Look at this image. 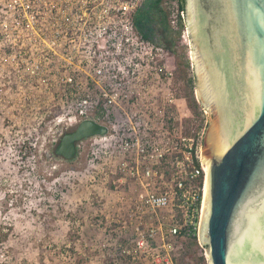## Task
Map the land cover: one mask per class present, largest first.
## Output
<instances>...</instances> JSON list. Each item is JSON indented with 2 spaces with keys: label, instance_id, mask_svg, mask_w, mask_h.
Wrapping results in <instances>:
<instances>
[{
  "label": "built area",
  "instance_id": "built-area-1",
  "mask_svg": "<svg viewBox=\"0 0 264 264\" xmlns=\"http://www.w3.org/2000/svg\"><path fill=\"white\" fill-rule=\"evenodd\" d=\"M147 1L0 0L1 60L16 68L65 72L69 89L61 98L75 104L67 112L70 125L94 120L107 128L105 135L86 139L107 150L117 176L114 192L130 203L114 210L109 222L125 234L132 231L133 240L124 242H136L151 264H177L189 252L187 244L197 242L195 260L186 259L207 264L198 240L206 177L200 164L204 129L193 137L164 140L162 95L141 94L149 85L162 86L157 63L163 45L135 24ZM160 7L189 45L178 0H160ZM166 101L178 112L171 95Z\"/></svg>",
  "mask_w": 264,
  "mask_h": 264
},
{
  "label": "rangeland",
  "instance_id": "rangeland-1",
  "mask_svg": "<svg viewBox=\"0 0 264 264\" xmlns=\"http://www.w3.org/2000/svg\"><path fill=\"white\" fill-rule=\"evenodd\" d=\"M169 28L163 33L155 26L149 34L164 48L157 63L162 86L149 85L141 92L162 95L164 140L193 137L207 120L195 95L190 45ZM2 57L0 264H151L136 242H124L132 239V231L125 234L109 224L113 211L130 203L114 192L117 176L107 150L84 139L76 143L71 160L53 153L60 137L78 125L68 121L75 104L61 98L69 89L62 79L65 72L11 67ZM150 72L145 71L148 80ZM170 95L178 112L167 107ZM187 245L189 252L179 259L195 260L193 246Z\"/></svg>",
  "mask_w": 264,
  "mask_h": 264
},
{
  "label": "water",
  "instance_id": "water-1",
  "mask_svg": "<svg viewBox=\"0 0 264 264\" xmlns=\"http://www.w3.org/2000/svg\"><path fill=\"white\" fill-rule=\"evenodd\" d=\"M195 95L207 120L198 225L207 264H264V0H185ZM94 120L62 135L55 156L105 135Z\"/></svg>",
  "mask_w": 264,
  "mask_h": 264
},
{
  "label": "trees",
  "instance_id": "trees-1",
  "mask_svg": "<svg viewBox=\"0 0 264 264\" xmlns=\"http://www.w3.org/2000/svg\"><path fill=\"white\" fill-rule=\"evenodd\" d=\"M180 9L185 11V0H178ZM135 24L137 27L145 32L146 37L149 34L154 33L155 26L162 28L163 33H168L170 30L167 23V16L160 7V0H149L135 15ZM193 246V250L198 249L197 242H190ZM193 261V258L190 257ZM189 261L186 258H181L177 260V264H187Z\"/></svg>",
  "mask_w": 264,
  "mask_h": 264
},
{
  "label": "flooded vegetation",
  "instance_id": "flooded-vegetation-1",
  "mask_svg": "<svg viewBox=\"0 0 264 264\" xmlns=\"http://www.w3.org/2000/svg\"><path fill=\"white\" fill-rule=\"evenodd\" d=\"M162 42V41H161ZM77 145V144H76Z\"/></svg>",
  "mask_w": 264,
  "mask_h": 264
}]
</instances>
